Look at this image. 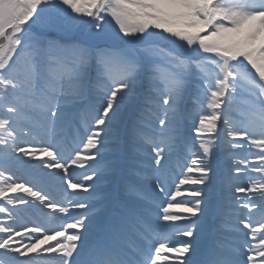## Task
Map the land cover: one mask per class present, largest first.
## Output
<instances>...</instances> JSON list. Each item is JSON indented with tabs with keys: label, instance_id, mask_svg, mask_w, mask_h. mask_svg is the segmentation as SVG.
Instances as JSON below:
<instances>
[{
	"label": "snow or ice",
	"instance_id": "snow-or-ice-1",
	"mask_svg": "<svg viewBox=\"0 0 264 264\" xmlns=\"http://www.w3.org/2000/svg\"><path fill=\"white\" fill-rule=\"evenodd\" d=\"M0 264H264V0H0Z\"/></svg>",
	"mask_w": 264,
	"mask_h": 264
},
{
	"label": "rangeland",
	"instance_id": "rangeland-1",
	"mask_svg": "<svg viewBox=\"0 0 264 264\" xmlns=\"http://www.w3.org/2000/svg\"><path fill=\"white\" fill-rule=\"evenodd\" d=\"M72 135H75V133H71V132L69 133V140H68L67 143H65L64 137H60V139H59V143L61 144V146L63 147V149L65 150V152L70 151V149L75 146V144L71 140V136ZM177 163H178V161H177L176 157H173L172 158V161H171V168H176V170L179 171V169L177 168ZM25 168L26 167H21V168H19V170H15L16 177H17V182H23L25 178L29 177L30 172L26 173ZM170 171H171V169H170ZM237 182L238 183H245L246 181L243 178H241ZM50 190L53 192V194L55 196H57L58 199H63V194L60 193L57 189H55L54 187H51ZM111 190H112V186H111ZM118 204H119V201H118ZM118 204L116 206L115 212L119 210ZM79 211H84V210L81 209ZM218 226H219V229L221 227L223 229H226L228 231V233L225 236H220L221 234L218 233L217 238L215 239V241H214V243L212 245V248L217 243L224 244V245H229V244H231V243H233V242H235L237 240L238 234L235 233L232 230V221H231V218L230 217L225 216V218L223 220L222 226H221V220H220V218H218ZM209 229L210 228L207 226L205 228V231L199 237V243L201 245L204 244V242L206 241V239H207V237L209 235ZM174 239H187V238L186 237H174ZM196 259H200V256L196 257Z\"/></svg>",
	"mask_w": 264,
	"mask_h": 264
},
{
	"label": "bare ground",
	"instance_id": "bare-ground-1",
	"mask_svg": "<svg viewBox=\"0 0 264 264\" xmlns=\"http://www.w3.org/2000/svg\"><path fill=\"white\" fill-rule=\"evenodd\" d=\"M32 163H36L35 161H32ZM25 171H26V173H28V172H30L31 170L30 169H26L25 168ZM30 175V174H29ZM110 186H112V190L115 188V182H114V180L113 181H110ZM106 187H108V185L106 184ZM209 228H211L212 226H214L215 227V229L217 230V232L219 233V234H221L220 236H225L227 233H228V231L226 230V229H223L222 227L219 229V226H218V220L217 221H215V222H213V220H210L209 221V224L207 225ZM206 226V227H207ZM211 230L209 229V232H210ZM207 239H206V241L204 242V244H200L199 243V251H198V255H197V257L198 256H200V258H202V255L203 254H205L206 253V251H207ZM211 251V250H210ZM201 260V259H200Z\"/></svg>",
	"mask_w": 264,
	"mask_h": 264
}]
</instances>
